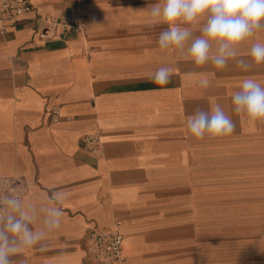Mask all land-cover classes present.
Listing matches in <instances>:
<instances>
[{"label":"crops","instance_id":"obj_1","mask_svg":"<svg viewBox=\"0 0 264 264\" xmlns=\"http://www.w3.org/2000/svg\"><path fill=\"white\" fill-rule=\"evenodd\" d=\"M30 1L38 13L0 34V178L21 177L30 203L67 196L61 228L15 264H98L88 233L116 220L128 264H264V124L241 121L231 103L244 78L264 85V64L218 70L161 52L167 25L147 23L158 0ZM39 13L81 17L85 36L42 41ZM256 42L264 29L240 54ZM160 67L174 70L166 85L150 78ZM213 104L236 131L192 137L187 117ZM97 133L100 155L81 146Z\"/></svg>","mask_w":264,"mask_h":264},{"label":"clouds","instance_id":"obj_2","mask_svg":"<svg viewBox=\"0 0 264 264\" xmlns=\"http://www.w3.org/2000/svg\"><path fill=\"white\" fill-rule=\"evenodd\" d=\"M147 23L167 25L157 41L161 52L182 53L196 67L211 64L222 70L234 61L251 71L264 64V43H253L247 57L239 52L264 29V0H158L148 8ZM173 71L160 67L150 78L166 85ZM199 83L207 88L210 81L203 78ZM231 103L241 121L253 127L264 124V85L256 79L244 78ZM186 127L196 139L228 137L236 131V123L219 104L208 111L197 109L187 117ZM66 196L63 190H52L46 201L35 204L15 188L0 195V264H15L13 257L37 246L44 248L49 235L62 226Z\"/></svg>","mask_w":264,"mask_h":264},{"label":"built area","instance_id":"obj_3","mask_svg":"<svg viewBox=\"0 0 264 264\" xmlns=\"http://www.w3.org/2000/svg\"><path fill=\"white\" fill-rule=\"evenodd\" d=\"M30 0H0V34L13 30L27 14L37 12ZM38 13V12H37ZM44 22V30L38 33V38L47 41L54 38L65 39L71 34L85 36L87 22L81 17L65 16L62 18L38 14ZM51 123L61 120V109L53 107ZM81 146L95 155L102 153L103 142L99 134L85 135ZM15 188L19 193L26 194V184L19 176L0 178V195L5 190L11 192ZM88 251L98 264H128L124 252L125 234L123 221L116 220L111 229H95L88 233Z\"/></svg>","mask_w":264,"mask_h":264}]
</instances>
